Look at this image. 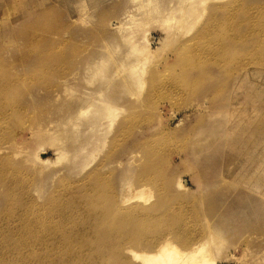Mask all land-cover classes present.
<instances>
[{
	"label": "rangeland",
	"instance_id": "1",
	"mask_svg": "<svg viewBox=\"0 0 264 264\" xmlns=\"http://www.w3.org/2000/svg\"><path fill=\"white\" fill-rule=\"evenodd\" d=\"M147 1L0 0V264H264V0Z\"/></svg>",
	"mask_w": 264,
	"mask_h": 264
},
{
	"label": "bare ground",
	"instance_id": "2",
	"mask_svg": "<svg viewBox=\"0 0 264 264\" xmlns=\"http://www.w3.org/2000/svg\"><path fill=\"white\" fill-rule=\"evenodd\" d=\"M152 2V0H148L147 3H150ZM85 4V3H84ZM84 9V5L82 7ZM80 10L81 7H80ZM182 13H183V10H182ZM196 12H193V8L191 7H188L185 9V13L182 14L181 18L178 19V18H167L165 19V26L166 27H171L170 26V23L171 21L174 22V25L176 24L175 27H179L180 29H182L183 31V28L185 27L186 29L191 27L193 24H194V21L196 19ZM198 16V15H197ZM194 26V25H193ZM192 26V27H193ZM184 32V31H183ZM169 34V33H168ZM167 34V35H168ZM150 35V34H149ZM152 37V36H151ZM151 40H153V38H150V37H146L145 39V43L143 45H136L133 47V51L137 54V58H138V61H141L142 59H151V54L155 53L156 50L158 49H152L151 47ZM157 43H163L165 41V38L162 40V39H157ZM139 67V62L133 64V65H130V68H132V70H136L137 68ZM131 71V69H130ZM143 73V72H142ZM142 76V74H141ZM241 78V77H240ZM241 80V79H239ZM251 80V78H250ZM141 81H142V78H141ZM243 81V79L241 80ZM239 82V81H238ZM239 90V89H238ZM250 94V93H249ZM254 102V101H252ZM245 103V102H244ZM255 103V102H254ZM110 103H106V108L109 110L111 109V112L109 111L110 114H113L114 113V108L111 107L109 105ZM256 104V103H255ZM258 104V103H257ZM242 105V104H241ZM224 106V105H223ZM237 106V105H236ZM238 110V109H237ZM229 114H230V111H227ZM238 112V111H237ZM233 113V112H232ZM221 114V113H220ZM235 114V113H234ZM233 114V116H234ZM218 115V114H217ZM231 116V115H230ZM229 117V115H228ZM237 117V114H235V120H238ZM247 119V118H246ZM234 120V121H235ZM257 121V120H256ZM220 122V121H219ZM246 122V121H245ZM247 123V122H246ZM236 124V123H235ZM205 128V127H204ZM207 128V127H206ZM203 129V128H201ZM198 130V129H197ZM200 131V130H199ZM211 131V130H210ZM201 133V132H200ZM206 136V135H205ZM206 141V139H205ZM208 147V146H207ZM210 149V148H209ZM213 149V148H212ZM225 149V148H224ZM203 150V149H202ZM205 150V149H204ZM203 150V151H204ZM208 150V149H207ZM225 151V150H224ZM199 153V151H197ZM196 152V153H197ZM201 153V152H200ZM202 154V153H201ZM250 154H252L250 152ZM199 155V154H198ZM203 155V154H202ZM255 155V153H254ZM195 156V155H194ZM213 156V155H211ZM191 157V156H190ZM211 158V157H209ZM44 159V158H43ZM43 159H41V162L40 164L42 163L43 165L47 163V159L46 161H42ZM34 160L37 161L38 160V154L34 155ZM194 160V159H193ZM212 160V159H210ZM255 160V159H254ZM187 162V161H186ZM189 163V162H188ZM42 165V166H43ZM188 164H186L187 166ZM190 165V164H189ZM192 165V164H191ZM187 168V167H186ZM192 170H194L193 168H191ZM223 169V168H222ZM190 171V169H189ZM196 171V170H194ZM194 171H192V173H194ZM197 172V171H196ZM199 172V171H198ZM255 172V171H254ZM252 173V171H251ZM256 173V172H255ZM221 174V173H220ZM190 175V174H189ZM253 175V174H252ZM251 175V177H252ZM256 175V174H255ZM222 176V174H221ZM220 177V176H219ZM256 177V176H255ZM253 178V177H252ZM217 179V178H216ZM249 179V178H248ZM205 180V179H203ZM214 180V179H213ZM212 180V182H213ZM208 181V180H207ZM249 181V180H248ZM255 181V179L253 180ZM209 183L207 184H211L210 181H208ZM254 183V182H253ZM237 184V183H236ZM250 184V183H249ZM178 185L181 186V187H184L185 184L180 180L178 179ZM203 185V184H202ZM187 186V185H186ZM199 186V185H198ZM205 186V185H204ZM202 186V187H204ZM252 183H251V187H252ZM188 187V186H187ZM238 187V186H237ZM186 188V187H185ZM200 188V187H199ZM255 188V187H254ZM257 188V187H256ZM253 193V192H252ZM132 198H140L143 199L145 202L150 198V193H149V189H147V187H142L140 188L138 191H134L132 193ZM126 201V200H125ZM251 204V203H250ZM243 207V206H241ZM241 209V208H240ZM245 209V208H244ZM134 214V210L130 211L129 213H127V215H133ZM148 214L149 216H153L152 214H149V213H146ZM223 216V215H222ZM228 216V215H227ZM226 216V217H227ZM225 217V216H224ZM130 218V217H128ZM38 219V218H37ZM150 220V219H148ZM36 222V221H35ZM39 222V221H38ZM36 222V223H38ZM133 221L130 220L129 223H132ZM210 222V221H209ZM209 222L206 224L207 225V228H206V231L203 233V236L201 237V239L199 238V240H195L193 241V243H189L188 240H186V243H183V247L180 246L177 242H175L172 237L170 236H166V237H163L161 239H159V242L156 246L154 247H150L151 250H144V251H135L134 249H128L127 252L131 254L132 257H134L135 259H137L140 264H215V259L214 257L212 256V243H216L220 240L219 238V231L214 229L213 226L215 227L216 224L210 226ZM212 222V221H211ZM36 226H38L37 224H34ZM33 225V226H34ZM35 226V227H36ZM140 228H137V230H139ZM33 235V234H32ZM35 236L37 237V235L35 234ZM34 236V237H35ZM32 239H35L32 237ZM42 238H40L41 240ZM35 240H39L38 238H36ZM34 241V240H33ZM32 241V242H33ZM32 242H30L32 244ZM38 242V241H36ZM46 246V245H45ZM217 246V245H215ZM50 247V246H49ZM49 247L48 250H49ZM22 247H20V252H21V249ZM32 248V246H31ZM61 248H63L61 246ZM29 249V248H28ZM18 250V251H19ZM47 250V249H45ZM60 250V249H59ZM23 251H24V248H23ZM22 251V252H23ZM30 251V250H29ZM33 251V250H32ZM26 252V251H25ZM59 252V251H58ZM21 255V254H19ZM24 256V255H23ZM26 259V258H25ZM50 259V258H49ZM21 261V260H20ZM23 261V260H22ZM21 261V262H22ZM26 262V260H25ZM24 262V263H25ZM26 264V263H25Z\"/></svg>",
	"mask_w": 264,
	"mask_h": 264
}]
</instances>
